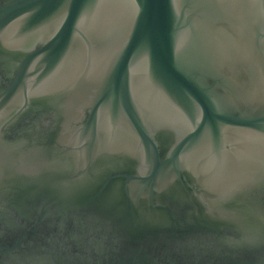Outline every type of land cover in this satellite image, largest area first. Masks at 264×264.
Here are the masks:
<instances>
[{
  "label": "water",
  "instance_id": "obj_1",
  "mask_svg": "<svg viewBox=\"0 0 264 264\" xmlns=\"http://www.w3.org/2000/svg\"><path fill=\"white\" fill-rule=\"evenodd\" d=\"M0 264H264V0H0Z\"/></svg>",
  "mask_w": 264,
  "mask_h": 264
}]
</instances>
